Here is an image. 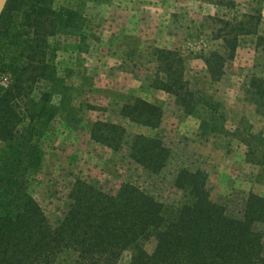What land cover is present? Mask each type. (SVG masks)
<instances>
[{
    "label": "trees",
    "instance_id": "16d2710c",
    "mask_svg": "<svg viewBox=\"0 0 264 264\" xmlns=\"http://www.w3.org/2000/svg\"><path fill=\"white\" fill-rule=\"evenodd\" d=\"M262 20L260 9L240 20L215 19L223 52L201 59L210 80L220 82L240 39L256 37L263 70L251 77L246 94L264 116ZM84 22L75 10L55 8L54 0H9L0 19V264H56L64 253L76 256L73 264H119L126 251L132 252L130 264H264V232L258 228L264 224V197L250 193L242 216H231L213 200L203 169L177 171L174 186L182 194L177 204L163 203L129 181L108 193L96 182L77 178L64 215L51 224L28 188L30 175L43 164L42 140L70 91L49 39L81 31ZM156 58L150 88L174 96L187 115L203 109L206 133L239 137L225 130L220 104L186 78V59L178 50L160 49ZM120 113L151 129L160 128L164 119L161 106L140 97L129 99ZM91 138L114 152L127 148L128 157L153 176L162 175L173 160L163 138L131 134L119 124L96 122ZM242 141L250 161L264 166V138L250 135ZM152 239L156 246L150 253L144 245Z\"/></svg>",
    "mask_w": 264,
    "mask_h": 264
},
{
    "label": "rangeland",
    "instance_id": "374dc122",
    "mask_svg": "<svg viewBox=\"0 0 264 264\" xmlns=\"http://www.w3.org/2000/svg\"><path fill=\"white\" fill-rule=\"evenodd\" d=\"M231 4L230 8L219 5ZM214 3V4H213ZM54 7L69 8L84 18L81 31H62L49 39L54 63L66 79L69 98L42 140L43 164L30 175L28 188L56 225L67 208V195L77 178L96 182L116 193L129 181L166 204H177L182 194L174 178L182 167L203 169L215 202L228 213L241 217L250 193L264 197V166L252 163L242 141L250 135L264 138V116L256 111L246 89L253 75L263 70V55L256 50V37L240 39L234 60L225 75L213 83L201 57L223 52L216 39L220 24L215 19L240 20L262 11V0H54ZM160 49L178 50L186 59V78L197 91L220 104L227 132L206 133L203 109L187 115L174 96L149 87L157 72ZM140 97L164 110L158 129L135 124L122 117L129 99ZM123 126L131 134L163 138L173 150V160L159 176L146 173L128 157L127 148L114 152L91 138L96 122ZM264 232V224L259 225ZM152 253L154 239L145 243ZM132 252H124L119 264H130ZM76 256L64 253L56 264H73Z\"/></svg>",
    "mask_w": 264,
    "mask_h": 264
},
{
    "label": "water",
    "instance_id": "95a60500",
    "mask_svg": "<svg viewBox=\"0 0 264 264\" xmlns=\"http://www.w3.org/2000/svg\"><path fill=\"white\" fill-rule=\"evenodd\" d=\"M9 0H0V19L3 15V12L8 4Z\"/></svg>",
    "mask_w": 264,
    "mask_h": 264
}]
</instances>
